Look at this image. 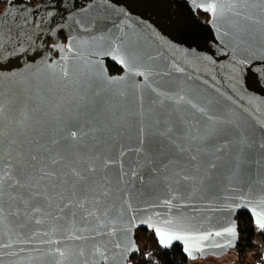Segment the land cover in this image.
<instances>
[{"label": "water", "instance_id": "obj_1", "mask_svg": "<svg viewBox=\"0 0 264 264\" xmlns=\"http://www.w3.org/2000/svg\"><path fill=\"white\" fill-rule=\"evenodd\" d=\"M1 1L0 264L264 231V0Z\"/></svg>", "mask_w": 264, "mask_h": 264}, {"label": "trees", "instance_id": "obj_2", "mask_svg": "<svg viewBox=\"0 0 264 264\" xmlns=\"http://www.w3.org/2000/svg\"><path fill=\"white\" fill-rule=\"evenodd\" d=\"M6 4V1L0 0V12ZM62 39L65 41L63 36ZM107 66L111 73L121 72V69L111 62H108ZM237 221L240 233L239 242L230 251L236 258L235 262L238 261L234 264H264V231L258 230L247 211H240L237 214ZM135 238L139 249L130 258L132 264H191L180 244L163 249L153 232L148 229H138ZM245 257H248L247 261Z\"/></svg>", "mask_w": 264, "mask_h": 264}, {"label": "rangeland", "instance_id": "obj_3", "mask_svg": "<svg viewBox=\"0 0 264 264\" xmlns=\"http://www.w3.org/2000/svg\"><path fill=\"white\" fill-rule=\"evenodd\" d=\"M32 2H35L36 0H31ZM248 257H245L246 261H247ZM236 258L234 256V254L232 252H228L226 253L224 256L222 257H207V258H198L195 260H190L191 264H234V263H238L235 262ZM250 260V259H248Z\"/></svg>", "mask_w": 264, "mask_h": 264}, {"label": "flooded vegetation", "instance_id": "obj_4", "mask_svg": "<svg viewBox=\"0 0 264 264\" xmlns=\"http://www.w3.org/2000/svg\"><path fill=\"white\" fill-rule=\"evenodd\" d=\"M199 15L203 18H205L206 20L209 18V16L203 12H199Z\"/></svg>", "mask_w": 264, "mask_h": 264}, {"label": "snow or ice", "instance_id": "obj_5", "mask_svg": "<svg viewBox=\"0 0 264 264\" xmlns=\"http://www.w3.org/2000/svg\"><path fill=\"white\" fill-rule=\"evenodd\" d=\"M261 227L264 228V224H262ZM229 231H231V230H229ZM161 243H163V241H161Z\"/></svg>", "mask_w": 264, "mask_h": 264}]
</instances>
